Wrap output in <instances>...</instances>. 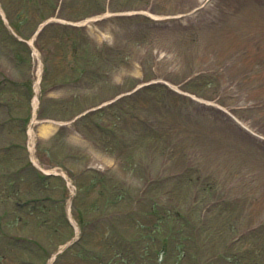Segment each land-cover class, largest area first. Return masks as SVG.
<instances>
[{
    "label": "rangeland",
    "instance_id": "obj_1",
    "mask_svg": "<svg viewBox=\"0 0 264 264\" xmlns=\"http://www.w3.org/2000/svg\"><path fill=\"white\" fill-rule=\"evenodd\" d=\"M0 1L9 16L10 12L15 16L22 12L25 15L22 16L23 19L28 17L29 24L22 21L24 24L19 26L16 21H21L20 18L17 16L15 21L14 17L13 27L26 29L24 37L30 36L28 40L34 39L32 59L26 43H16L5 33L7 28L0 24V32L4 30L3 37L0 38V80L5 79L11 83L4 86L0 98L16 100L23 108L28 106L26 87L29 83L18 82V86L14 83L22 81L20 78L31 79L33 88V81L44 66L43 59L46 60L48 56L49 45L55 44L60 55H70L68 65L76 62L74 54L80 53L82 48L73 43L72 30L62 29L60 24L49 28L40 39V48L36 46L33 30L36 26L35 19L54 12L51 0H38L40 5L37 0H18V3L25 2L24 7H17L16 0H8V4L7 0ZM116 4L123 6L124 11L106 9L99 13L95 11V7H99L96 2L78 0L74 4L67 0V7L62 13L52 16V19L61 22L86 25L94 49L98 44L105 43L118 48L115 50L118 53H114L115 58L120 59L122 55L128 59L117 66L107 80L98 86H91L89 89L88 86L87 89L76 92H49L56 96L66 94L64 102L57 106L54 105L58 102L47 100L49 113H58L69 119L85 106L110 100L117 93L140 84L144 80L141 61L144 59L148 76L151 74L153 77L156 73L158 78L173 82L176 88L184 87L181 82L189 75L204 73L207 78L201 77L200 80L199 77L194 80L193 85L216 99L200 97L201 100L209 99L204 100L205 103L214 105L221 101L227 105H222L227 110L238 107L247 117L241 120L243 127L263 142L260 144L245 136L235 129L227 118L213 111L200 109L196 115H190L183 120L178 119L179 116L173 118L177 115H163L162 118L166 121L163 122L166 127L163 131L165 142L171 143L177 139L176 145L172 146L174 154L169 159L168 171L175 173L182 169L186 153H192L193 159L188 163V174L175 177L170 182L172 196H163L161 200H175L174 202L185 210L189 201L188 195L190 191L195 190V184L191 183L190 179L197 180L196 190L199 195L196 197L194 193L192 198L196 216H200V208L210 198L220 203L210 209V213L219 219V232L213 235L215 231L212 230L211 235H203L202 239L208 244L205 250L203 245V257L204 253L209 257L214 254L211 264H242L245 260L260 264V261H264V0H116ZM201 7L205 9L203 8L204 12L199 15L197 11ZM90 11L97 13L87 16ZM129 13H136L137 17L131 20L128 17L134 15H119ZM144 16L164 22L154 24L144 19ZM172 18L177 21L169 22L170 19L174 20ZM87 34H81L80 37L83 39ZM143 34L146 35L145 41L142 40ZM62 36L64 41L60 43ZM121 47L125 49L123 52ZM14 50L24 59L13 57ZM59 63L61 62L58 60L54 70L57 74L61 72ZM52 76L50 82L56 78ZM204 81H209L210 85L198 86ZM84 90H87L88 95L82 98ZM22 108L19 107L18 115L23 113ZM0 110L2 111V108ZM2 117L3 115L0 119ZM127 119L134 126L133 121L129 117ZM46 122L43 120L34 123V133L42 139L37 149H15L11 154L0 157V264H37L35 261L40 262V252L52 251L54 245L61 240L71 237L74 239L80 230L64 219H60L64 224L56 222L66 208V212L70 211L75 221L78 215L93 220L89 223L82 242L88 248L94 247L99 253V258L97 256L85 260V256H81L82 246L77 244L61 254L64 255L58 264H101L100 260L104 262L102 264H202L197 260L196 248L191 247L190 242H187L184 249V258L177 260L176 246L171 245V250L158 256L155 253L158 247L153 244L152 239L147 236L142 238L140 232L149 231L147 228L139 230V225L149 227L155 221L151 196L142 197L141 204L136 206L132 216L126 215L130 211V202L134 199L137 188L142 185L144 173L141 162L145 160L162 163V152L158 151L160 141L149 137V134L153 135L151 131L145 133L147 138L136 140L135 148L119 151L121 158L125 154L135 152L136 158L139 155L142 160L127 159L121 163L117 160L118 155L116 158V154H111L115 148L112 144L114 140L94 129L88 120L79 122L87 136L71 129L59 135L56 129L49 128L50 125ZM170 123L173 125L168 129ZM9 128L6 135H0V144L11 138L25 144V133L21 131L20 121H14ZM58 137L60 143L58 148H54L51 142ZM63 139L65 143H62ZM68 143L71 145H67ZM72 144L76 152H73ZM52 148L56 151H52ZM69 153L74 155L69 161L70 168L77 173L80 181V194L74 205H68L72 191L65 178L41 179L43 172L29 159L32 157L41 168H47L48 164L44 163L59 161L61 156H70ZM23 157L29 161V168L17 178H14V175L10 182L5 180L2 177L3 172L22 166ZM120 157L118 159H121ZM86 164L99 165L101 170L109 167L113 169L107 173L109 175L85 173L83 167ZM198 171L202 176L197 179ZM101 177L102 179L98 180ZM228 181L233 182L230 191L223 188L224 185H229ZM209 183L218 185L220 191L217 192L222 195L215 194L216 192L209 188L202 193V185ZM46 193L59 198L60 201L48 200L47 203L43 202V207L36 209H31L23 202L17 204L15 201L20 195L25 199ZM105 213H112L114 223L123 229L127 237L140 238L138 248L142 257L136 263L131 262L130 250L127 244L116 236L113 226L96 222V217ZM210 221L212 222L211 218ZM160 226L164 228L162 222ZM250 227L252 229L244 239L240 238L229 244L235 234ZM12 233L15 236L31 237L34 242L27 248H14L11 243ZM48 244L51 245L50 249ZM123 255L127 262H121Z\"/></svg>",
    "mask_w": 264,
    "mask_h": 264
},
{
    "label": "trees",
    "instance_id": "obj_2",
    "mask_svg": "<svg viewBox=\"0 0 264 264\" xmlns=\"http://www.w3.org/2000/svg\"><path fill=\"white\" fill-rule=\"evenodd\" d=\"M206 78L207 77H205L204 79H206ZM209 85H210V82L209 81H204V82H200L199 83V86L208 87ZM189 86H191V87L194 86L191 81L189 82ZM145 91L146 90H143V91L139 92L138 95H140L141 93H143ZM130 100H131L130 102H129V100H126L124 102H120L118 105L111 106L110 107L111 113H110L109 116H106L105 119L110 120L111 125L115 126V125L118 124V120L119 119H122L124 117L129 116V114H130V111L129 110L130 109H128V108H132L133 106H136L137 101H138L137 100L136 102H133L132 99H130ZM104 112L105 111H103V110L102 111H99V114H102ZM158 121H160L159 118H158ZM158 125L161 128H164L165 127V125L162 124V123H160V122L158 123ZM170 127H171V124L169 126H167L168 129ZM139 130L142 133H144V134L139 135V132H136V129L135 128H128L127 131L130 133V137L129 138H136V135H138V139H139V137H141V138H147V136L145 134V133H147V129L145 130L143 128H140ZM120 131L121 132H126V128L125 127H122L120 129ZM144 131H146V132H144ZM164 146H165L164 144L163 145L160 144L158 151H162L165 148ZM118 155H119V153H118ZM124 160H127V157ZM100 179H102V177L99 178L98 180H100ZM155 181H156V185H153V188L156 189V195H159V198H162L163 199V196H166V195L169 196V197L172 196V194H171V186L169 185L171 181L166 176L156 174ZM210 186H212V187H210ZM210 186H209V188H213V190L216 189V186L215 185H210ZM202 189L203 190H207L208 189V186L207 185L206 186H202ZM191 205L192 206L195 205V202H192V199H191V201H190V203L188 205L190 207L191 211H192V210H194V208ZM215 207L216 206H214L212 208H215ZM152 208H153V211L158 216H160L163 219H169V218H174L175 219V218H178L180 216H184L183 210L180 208V206L179 205H174L171 201L170 202H164V201L159 200V199L158 200L154 199L153 202H152ZM210 209H208V217L211 218L212 222L209 225H210L211 229H213L215 231L214 232V235H215V234H217L219 232V225H217V228H216V224H215L216 221L218 220V217L212 215V213H210ZM200 212L202 213V211H200ZM198 220H199V222H202V220L199 217H198ZM187 222L190 223L191 222V219L188 218L187 219ZM204 231L206 232V229H204ZM261 264H264V263H261Z\"/></svg>",
    "mask_w": 264,
    "mask_h": 264
},
{
    "label": "bare ground",
    "instance_id": "obj_3",
    "mask_svg": "<svg viewBox=\"0 0 264 264\" xmlns=\"http://www.w3.org/2000/svg\"><path fill=\"white\" fill-rule=\"evenodd\" d=\"M35 105H37V103H35Z\"/></svg>",
    "mask_w": 264,
    "mask_h": 264
}]
</instances>
